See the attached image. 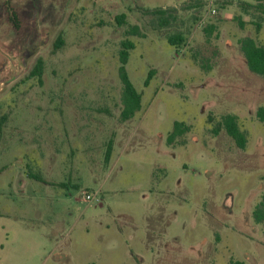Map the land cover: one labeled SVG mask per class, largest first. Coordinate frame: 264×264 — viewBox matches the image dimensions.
Returning <instances> with one entry per match:
<instances>
[{"label": "rangeland", "instance_id": "374dc122", "mask_svg": "<svg viewBox=\"0 0 264 264\" xmlns=\"http://www.w3.org/2000/svg\"><path fill=\"white\" fill-rule=\"evenodd\" d=\"M246 2L255 4L0 0V264H264V224L253 216L264 192V79L241 49L246 38L264 46V14ZM157 9L165 26L145 13ZM176 34L180 48L168 43ZM125 40L142 94L127 122ZM39 58L42 84L30 76ZM229 114L244 150L212 133L209 117ZM177 122L189 130L169 144ZM29 173L45 181L28 178L22 195ZM83 192L98 193V206Z\"/></svg>", "mask_w": 264, "mask_h": 264}, {"label": "trees", "instance_id": "16d2710c", "mask_svg": "<svg viewBox=\"0 0 264 264\" xmlns=\"http://www.w3.org/2000/svg\"><path fill=\"white\" fill-rule=\"evenodd\" d=\"M255 4L243 3L242 9L247 11L248 9H255L257 12L264 14V0H251ZM148 15H153L158 17L162 21V25L167 24L166 19V11L163 9L157 10H148L145 11ZM11 23L13 26L19 30L20 23L16 13H11L9 16ZM126 19V15H120L117 17V22L119 25L124 24ZM240 25L243 27L244 23L241 22ZM260 29V25H257ZM133 34H137L139 32L138 27L133 29ZM168 43L175 47L180 48L185 43V39L180 34L173 35L168 38ZM63 46V40L59 36L57 42L54 45V50L57 51L61 49ZM135 49V44L129 40H125L122 43V49L119 53V78L123 85V93H122V110H121V120L127 122L134 118V116L141 110L142 104V94L139 93L132 81L130 80L129 74L126 70V65L128 64L130 51ZM241 49L243 51L244 57L246 59V63L248 69L253 74H256L264 79V46L259 44L253 38H246L241 41ZM45 70V62L42 58H39L36 61L33 71L30 76L32 78H37L39 83L42 84L43 74ZM154 72H149L148 78L145 81V86H149ZM258 117L260 122L264 123V107L260 108L258 111ZM7 122L6 116H0V140L3 134V127ZM208 123L212 126L213 135L217 136L220 132L224 131L226 134L236 143V145L244 150L247 146V135L244 133L240 126L239 118L235 115H226L222 116L218 121H215L214 118L209 117ZM189 130L184 123H175L173 132L168 137V143L172 144L174 140L178 137L184 136V134ZM113 152V141H109L107 145V150L105 154V163H108ZM33 179L45 181L40 177L32 176ZM253 216L258 223L264 224V192L262 194L261 203L258 205L256 210L253 213Z\"/></svg>", "mask_w": 264, "mask_h": 264}, {"label": "crops", "instance_id": "0c3cea01", "mask_svg": "<svg viewBox=\"0 0 264 264\" xmlns=\"http://www.w3.org/2000/svg\"><path fill=\"white\" fill-rule=\"evenodd\" d=\"M24 176L20 175V177L18 179V183H17L18 186H17L16 191H18L22 195H27V191H28L27 179L32 178V176H35V175H32L29 173V175L24 174ZM8 185L10 188H12L14 186V183H10Z\"/></svg>", "mask_w": 264, "mask_h": 264}, {"label": "built area", "instance_id": "2783aa9c", "mask_svg": "<svg viewBox=\"0 0 264 264\" xmlns=\"http://www.w3.org/2000/svg\"><path fill=\"white\" fill-rule=\"evenodd\" d=\"M213 14H216V11H212ZM83 196V201L88 203V204H95L98 206L99 202L101 201L99 194L94 192V193H82Z\"/></svg>", "mask_w": 264, "mask_h": 264}]
</instances>
